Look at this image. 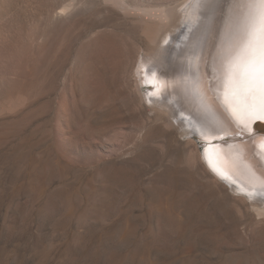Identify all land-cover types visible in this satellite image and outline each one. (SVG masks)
Returning a JSON list of instances; mask_svg holds the SVG:
<instances>
[{
  "label": "rangeland",
  "instance_id": "1",
  "mask_svg": "<svg viewBox=\"0 0 264 264\" xmlns=\"http://www.w3.org/2000/svg\"><path fill=\"white\" fill-rule=\"evenodd\" d=\"M211 1L0 0V264H264V194L149 99L147 29L216 40Z\"/></svg>",
  "mask_w": 264,
  "mask_h": 264
},
{
  "label": "bare ground",
  "instance_id": "2",
  "mask_svg": "<svg viewBox=\"0 0 264 264\" xmlns=\"http://www.w3.org/2000/svg\"><path fill=\"white\" fill-rule=\"evenodd\" d=\"M199 4L203 6L204 3L194 0L193 20L204 13L198 11ZM262 7L255 0H238L231 16L228 15L230 18L226 23L223 21L225 27L221 36L216 40L198 37L195 34L199 31L196 29V32L194 27L196 33L191 37H196L186 40L184 48L175 56L173 54L174 57L168 54L173 37L156 36L159 24L151 25L145 39L149 46H158L156 52L143 59L146 82L159 87V92L149 96L152 104L159 109L166 108L186 137L195 135L207 141L209 146L205 154L210 165L229 182L235 183V186L231 185L233 189L240 187L256 204L259 201L256 197L264 194V139L251 134L256 120L246 127L233 115V109L239 110L245 120L250 112L264 110V94L260 91L259 81L253 94L248 91V82L242 76L248 56L249 31Z\"/></svg>",
  "mask_w": 264,
  "mask_h": 264
},
{
  "label": "snow or ice",
  "instance_id": "3",
  "mask_svg": "<svg viewBox=\"0 0 264 264\" xmlns=\"http://www.w3.org/2000/svg\"><path fill=\"white\" fill-rule=\"evenodd\" d=\"M255 2L264 6V0H255ZM246 48L248 56L244 61L242 76L248 82L250 93H255L256 83L259 81L260 91L264 94V7H262L258 18L253 21ZM233 115L246 127L253 120H264V110L250 112L247 120L243 118V114L239 110L233 109Z\"/></svg>",
  "mask_w": 264,
  "mask_h": 264
},
{
  "label": "water",
  "instance_id": "4",
  "mask_svg": "<svg viewBox=\"0 0 264 264\" xmlns=\"http://www.w3.org/2000/svg\"><path fill=\"white\" fill-rule=\"evenodd\" d=\"M251 134L254 136H260L264 139V122L258 120L254 121Z\"/></svg>",
  "mask_w": 264,
  "mask_h": 264
}]
</instances>
